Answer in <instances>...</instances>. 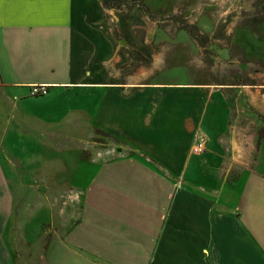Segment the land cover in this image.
Returning a JSON list of instances; mask_svg holds the SVG:
<instances>
[{"label": "crops", "instance_id": "crops-1", "mask_svg": "<svg viewBox=\"0 0 264 264\" xmlns=\"http://www.w3.org/2000/svg\"><path fill=\"white\" fill-rule=\"evenodd\" d=\"M112 12L100 0H0V94L14 103L38 85L97 91L88 118L125 148L82 182L76 226L29 264H264V138L234 118L228 88L238 87L143 67L148 82H114L107 65L124 52L149 58L137 22ZM243 44L264 64V48ZM248 86L264 127V81ZM199 134L206 149L193 154ZM9 204L0 174V264L12 263Z\"/></svg>", "mask_w": 264, "mask_h": 264}, {"label": "rangeland", "instance_id": "rangeland-1", "mask_svg": "<svg viewBox=\"0 0 264 264\" xmlns=\"http://www.w3.org/2000/svg\"><path fill=\"white\" fill-rule=\"evenodd\" d=\"M111 10L137 22L134 37L151 60L134 63L124 52L127 59L107 65L114 82H148L151 77L136 72L143 67L155 74L166 69L203 83L233 85L239 89L228 88L234 118L242 120V127L250 125L258 137L264 132L254 123L242 93L248 85L264 81L259 54L249 56L243 46L250 40L251 53L264 48V0H129L121 10ZM109 16L106 13L107 25ZM187 27H196L210 39L205 49ZM111 29L118 34L115 26ZM74 90L51 95L47 88L45 95L19 97L15 104L0 94V174L10 199L6 241L11 264L34 262L31 256L37 251L40 257L52 235L75 227L85 206L82 182L96 176L98 164L109 163L125 150L88 118L87 113L97 112L98 92ZM237 106L245 111H237Z\"/></svg>", "mask_w": 264, "mask_h": 264}, {"label": "trees", "instance_id": "trees-1", "mask_svg": "<svg viewBox=\"0 0 264 264\" xmlns=\"http://www.w3.org/2000/svg\"><path fill=\"white\" fill-rule=\"evenodd\" d=\"M100 2L103 8L108 10L111 9L121 10L122 6L125 5L124 0H100ZM132 3H136V2L132 1ZM144 12H147V10H145ZM185 30L191 35V37H193V39L196 42H198L199 46L202 49H205L206 46L209 44L210 39L205 35H201L196 27H187L185 28ZM127 54L131 57V60H133L134 63L137 62L138 64H142V63L148 64V60L145 59L139 52L129 51L127 52ZM261 67L264 68V64H261ZM262 138H264L263 131L259 133V140H261Z\"/></svg>", "mask_w": 264, "mask_h": 264}, {"label": "built area", "instance_id": "built-area-1", "mask_svg": "<svg viewBox=\"0 0 264 264\" xmlns=\"http://www.w3.org/2000/svg\"><path fill=\"white\" fill-rule=\"evenodd\" d=\"M46 90L47 88L42 85L33 86L30 88L29 94L32 97L42 96L47 93ZM205 146H206V140L204 136H202L201 134L197 135L195 137L194 145L192 148L193 154H202L206 149Z\"/></svg>", "mask_w": 264, "mask_h": 264}]
</instances>
